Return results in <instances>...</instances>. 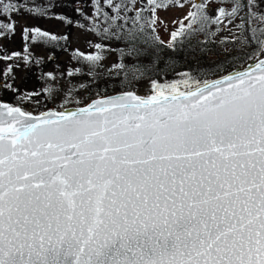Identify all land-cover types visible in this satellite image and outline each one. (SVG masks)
I'll list each match as a JSON object with an SVG mask.
<instances>
[{"label":"snow or ice","instance_id":"snow-or-ice-1","mask_svg":"<svg viewBox=\"0 0 264 264\" xmlns=\"http://www.w3.org/2000/svg\"><path fill=\"white\" fill-rule=\"evenodd\" d=\"M89 2L92 31L128 43L129 55L142 39L165 44L154 27L164 0L139 9L140 0ZM190 2L192 31L181 21L173 41L239 19L236 28L253 34L255 63L211 83L184 73L187 91L156 83L144 97L125 91L78 111L32 117L0 104V264H264V12L257 0H216L210 17L212 0ZM19 11L0 0L8 17L0 39L14 35L9 14ZM45 38L57 39L22 31L25 43ZM13 57L21 53L0 56ZM11 71L0 86L10 87Z\"/></svg>","mask_w":264,"mask_h":264},{"label":"rangeland","instance_id":"rangeland-1","mask_svg":"<svg viewBox=\"0 0 264 264\" xmlns=\"http://www.w3.org/2000/svg\"><path fill=\"white\" fill-rule=\"evenodd\" d=\"M143 1L140 0L136 7L138 8ZM7 2L14 4L20 11L18 14H9L10 19L15 22V33L14 35L5 36L0 39V56L20 52L21 57H13L11 60L0 58V84L5 79L2 76L3 72L9 67L12 68V71L6 78V83L10 87L0 86V99L9 101L23 110L32 113L36 112L29 104L36 100L41 102L50 100L51 103L44 106V109H57L64 106L81 105L91 99V97L89 98L83 92L84 88H76L75 86V82L80 81V75L76 71L77 59L73 54L75 49L80 52H89L95 38L90 28L81 24L84 21L81 13H89L93 9L89 0H22V2L20 0H7ZM178 3H183L184 7H179ZM178 3L168 0L165 7L157 9L155 13L159 18L156 25H154L156 34L165 43H169L171 33L181 25V21L183 24L186 23L187 20L184 18L192 10L190 0H178ZM257 3L259 4V8L256 11L264 12V0H257ZM208 4L213 7L212 12H216V9L221 6L215 0H212ZM37 5L44 9L42 15L27 11V9L35 8ZM78 8L80 11H77ZM246 11L247 9H245ZM69 16L70 18H68ZM60 17H64V19L62 20ZM0 21L6 23L8 17L0 15ZM67 21H71V23ZM239 23L240 20L236 19L228 26V30H223V24L219 27L212 24L211 29L214 33V40L218 42L217 48L219 51H233L235 54H241L240 51L246 50L249 52L248 58L239 64L243 65L249 60V57L257 55L258 50L252 40L253 34L246 30L247 25L245 30H240L236 28V25ZM258 24L259 22L253 23L252 27H258ZM68 26L71 28L68 48L56 56L51 53L43 41L33 42L30 40L28 43H25L22 39V31L25 27L30 30L39 28L43 32L55 36L64 33ZM234 34L238 38L235 39V43H232ZM241 38H247L249 44L241 47ZM226 39L230 42H225L227 41ZM25 47L28 48L29 57H31L30 60L32 62H25L23 59L28 54L24 52ZM114 61L115 53L113 50H110L98 62L87 61L81 64L80 70L88 74L92 71L93 67H96L95 71L104 72ZM182 74L184 73H177L168 78L140 79L136 81L137 87L131 90H134L138 94L148 95L150 88L154 87L156 83H178L179 90H182L186 88L182 83L184 79ZM48 89H51V92L47 91ZM3 94L15 96L16 101H12L11 98H5Z\"/></svg>","mask_w":264,"mask_h":264},{"label":"trees","instance_id":"trees-1","mask_svg":"<svg viewBox=\"0 0 264 264\" xmlns=\"http://www.w3.org/2000/svg\"><path fill=\"white\" fill-rule=\"evenodd\" d=\"M216 1V0H215ZM95 2V0H92ZM147 2L144 0L142 4L137 8L143 7ZM168 0H164V4ZM200 2V0H198ZM207 14L210 17H215L216 12H212L213 7L208 4ZM94 8L89 13L83 12L81 16L84 21L81 22L82 25L88 26L92 31L94 21L92 19L94 15ZM129 16L132 13H128ZM143 15L148 16L150 13L145 12ZM70 18V16L68 17ZM143 23V21H141ZM189 21L184 23V31L191 32L192 29L187 27ZM101 26H103V21H101ZM131 25H126L124 31L128 30ZM181 25H179L175 30H178ZM260 27V24H258ZM150 32V30H148ZM93 32V31H92ZM211 25L206 30V32H193L192 35L185 38L183 35H178L177 39L173 41L170 38L169 43L160 45L157 42L155 47H149L143 42L136 45L139 50L138 55H129L131 50V45L128 43L117 39L114 36H110L104 39L101 35L94 33V41L89 52H80L75 49L73 54L77 59V72L80 75V81L75 82L76 88H84L83 92L90 98L100 95L111 94L115 92H122L131 90L137 87L136 81L140 79H154L159 77H172L177 73H187L189 76L194 77L197 80H204L219 74H222L236 66H238L241 61L245 60L249 56V52L240 51L241 54H235L233 51H219L218 42L214 40V36L211 37L207 33H211ZM213 33V32H212ZM71 34V28L68 26L64 33L55 35L56 40L43 39L45 46L51 51L52 54L59 55L62 51L66 50L69 45V36ZM49 36H53L50 35ZM225 42H230L228 39ZM114 43V44H111ZM96 44H101L102 48H96ZM168 45H172L170 48ZM113 50L115 53L114 63L106 68L104 72H97L93 67L92 71L88 74L80 70L81 64L89 61L87 57L89 55L95 56L100 55L103 58L106 56L107 52ZM28 55V54H26ZM31 57H29L28 62H32ZM122 64L125 67L123 69H118L117 65ZM134 66H139L143 69V72H138L134 70ZM5 98H11L12 101H16L15 96H9V94H3ZM3 97V98H4ZM51 103V101H32L30 106L38 112L44 109V106Z\"/></svg>","mask_w":264,"mask_h":264},{"label":"water","instance_id":"water-1","mask_svg":"<svg viewBox=\"0 0 264 264\" xmlns=\"http://www.w3.org/2000/svg\"><path fill=\"white\" fill-rule=\"evenodd\" d=\"M198 1V0H197ZM264 58V57H262ZM249 63H255V60L254 59H249L247 60L243 65H238L222 74H219V75H216V76H213V77H210V78H207V79H204V80H207L209 83L215 81V80H223L227 75L231 74V73H234L236 70L238 69H242L243 67H246L247 64ZM202 80V81H204ZM188 89H182L180 91H187ZM127 91H133L135 92L134 90H127ZM123 92L125 91H122V92H115V93H111V94H106V95H100V96H96V97H93L91 99H89L87 102L81 104V105H74V106H64V107H61V108H46V109H43V110H40L36 113H32V112H28V111H25L23 110L22 108H20L19 106L17 105H14L12 103H10L9 101H6V100H2L0 99V104H6L10 107H16V108H19L21 109L24 113L26 114H30L32 117H39V116H43L45 115L46 113H49V112H71V111H78L80 108H83V107H87L89 104L93 103L94 101H97L101 98H111L113 96H116V95H120L122 94ZM136 93V92H135ZM137 95L141 96V97H144L146 95H142V94H138L136 93ZM3 109H0V112H2ZM7 119H11V117H8Z\"/></svg>","mask_w":264,"mask_h":264}]
</instances>
